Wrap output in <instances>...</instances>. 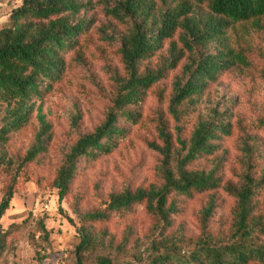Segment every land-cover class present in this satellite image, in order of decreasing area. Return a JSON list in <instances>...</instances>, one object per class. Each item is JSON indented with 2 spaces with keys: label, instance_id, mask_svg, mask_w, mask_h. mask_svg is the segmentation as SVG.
I'll list each match as a JSON object with an SVG mask.
<instances>
[{
  "label": "trees",
  "instance_id": "1",
  "mask_svg": "<svg viewBox=\"0 0 264 264\" xmlns=\"http://www.w3.org/2000/svg\"><path fill=\"white\" fill-rule=\"evenodd\" d=\"M101 1L107 14L127 24L120 47L126 75L117 77V93L104 121L74 142L53 176L51 185L58 190L60 202L70 192L82 162L96 161L118 148L126 133L119 120L137 123L140 115L134 108L168 71L186 60L181 75L173 81L169 99V112L180 122L185 115L183 105L201 96L219 75L249 67L250 39L264 33V0ZM91 6L92 0H23L12 9L8 21L0 23V103L15 104L0 128V143L26 124L32 101L43 98L63 77L66 54L92 22L80 14ZM176 34L178 38L173 39ZM164 42H168L166 62L141 71L140 63ZM261 77L264 79V67ZM39 120L40 130L25 158L15 166L0 159V168L6 172L0 200V264L12 234L3 226L2 217L10 207L23 169L46 150L51 139L50 124L41 112ZM231 127L225 113L216 108L197 121L187 139L181 137L180 126L175 139L167 125L161 124L158 134L162 144H151L162 155L161 184L112 193L105 207L78 212L82 223L77 228L80 241L74 263L86 264V253L101 246L128 252L131 231L114 245L95 234L93 225L145 205L157 227L170 233L152 235L149 246L134 253L133 259L119 262L117 256L102 252L95 264H264V199L259 198L264 174L261 178L253 174L251 151L245 154L239 186L223 184L217 177L219 164L210 170L194 167L199 159L217 151V140L229 135ZM222 189L236 201L233 223L223 237L211 226L223 203L215 194ZM202 193L212 195L201 210L199 228L186 231L179 217L187 201ZM176 225L179 232H173ZM43 231L47 237L49 231L44 225Z\"/></svg>",
  "mask_w": 264,
  "mask_h": 264
},
{
  "label": "rangeland",
  "instance_id": "2",
  "mask_svg": "<svg viewBox=\"0 0 264 264\" xmlns=\"http://www.w3.org/2000/svg\"><path fill=\"white\" fill-rule=\"evenodd\" d=\"M22 3L23 0H0V23L8 21L12 9ZM80 16L92 22L88 32L80 35L75 47L66 54L63 77L43 98L32 101L34 105L26 124L0 143V159L15 166L35 143L40 130L39 112L50 124L51 139L46 150L23 169L10 207L2 217L3 226L12 231L3 264H75V247L80 241L77 228L82 223L78 212L105 207L112 193L161 184L162 155L151 145L162 144L158 134L161 124L167 125L175 139L177 126H180L181 137L187 139L197 121L216 108L230 121L231 133L219 138L217 151L199 159L194 167L210 170L219 164L217 177L223 179V184L231 182L239 186L243 181L245 154L251 151L253 174L257 178L264 174L262 33L250 39L249 67H237L219 75L201 96L183 105L185 115L180 122L169 112V99L173 81L181 75L186 60L175 70L168 71L134 108L140 115L138 122L119 120L126 133L118 148L96 161L82 162L70 192L60 202L58 190L51 185L53 176L74 142L104 121L117 93V77L126 75L120 47L127 24L107 14L101 0H92V6ZM177 38L178 34L173 37ZM167 46L168 42H164L144 59L140 70L164 64ZM14 106L0 103V128ZM176 147L180 145L176 143ZM5 182L6 172L0 168V200ZM211 195L202 193L187 201L179 217L186 231L199 228L201 210ZM215 195L223 203L211 220V226L223 237L233 223L236 201L223 189ZM259 198L264 199V187ZM43 225L49 231L47 237ZM178 226L173 232H179ZM92 229L106 243L114 245L121 243L124 235L131 231L132 244L126 253L107 246L87 252L86 264H95L96 256L102 252L117 256L119 262L133 259L134 253L139 254L149 246L152 235L170 233L157 227L155 217L145 205H138L123 216L114 215L108 221L97 222Z\"/></svg>",
  "mask_w": 264,
  "mask_h": 264
}]
</instances>
